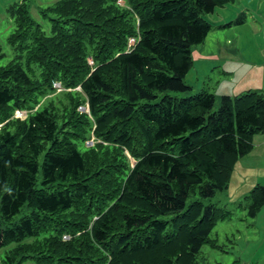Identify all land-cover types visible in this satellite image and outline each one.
<instances>
[{"label":"trees","instance_id":"1","mask_svg":"<svg viewBox=\"0 0 264 264\" xmlns=\"http://www.w3.org/2000/svg\"><path fill=\"white\" fill-rule=\"evenodd\" d=\"M234 1L61 0L42 13L50 34L24 2L10 7L20 55L0 64V249L16 246L4 264H198L229 213L188 200L228 190L264 133V94L221 96L217 110L205 90L155 99L193 91V48L213 29L203 15ZM246 199L255 218L264 186Z\"/></svg>","mask_w":264,"mask_h":264},{"label":"rangeland","instance_id":"2","mask_svg":"<svg viewBox=\"0 0 264 264\" xmlns=\"http://www.w3.org/2000/svg\"><path fill=\"white\" fill-rule=\"evenodd\" d=\"M59 1L61 0H0L1 65L8 64L20 55L14 44L10 42V38L16 30V17L10 13V7L24 2L34 21L50 34V21L42 13ZM120 3L124 4V2ZM203 17L212 24L213 29L204 44L196 45L193 48L194 64L186 77V83L193 87V91L190 93L158 92V98L155 101H159L168 94L182 98L205 90L217 96L214 108L217 110L220 105V97L223 96L218 94H222V92H230L227 95L231 96L249 90L260 91L264 94V0H235L233 3L217 8L212 14H204ZM239 19L243 23L223 27ZM203 52L222 54V56L232 55L236 58L229 59L228 65L223 63L224 65H220L221 67L210 68L206 67L205 61H201L203 59L197 55V53ZM225 66L228 68L232 66L233 73L231 75L225 74ZM200 71L205 74V77L198 76ZM55 87L59 91L64 90L60 84H56ZM232 88H236V90ZM80 110L87 111V108L81 107ZM26 117L27 111L18 110L14 114V118L25 119ZM87 145H94V139L90 140ZM40 162H42V157ZM135 163V160L132 159V165ZM41 180L42 172L38 175V185ZM251 190L247 191V195ZM231 194L225 190L217 192L210 199L192 196L188 200V204L194 200H201L205 206H214L219 212L229 213L225 218L216 221L209 238L210 243L204 245L198 255V264H264V214H259L255 218L250 216L248 200L241 196L246 194L242 187H240V191H232ZM31 211L29 206H24L22 211L6 226L19 223ZM162 218L170 220L172 216ZM168 230H171V226ZM29 241L32 240L29 239L27 242ZM15 246L16 243H13L0 249V264H4L7 254Z\"/></svg>","mask_w":264,"mask_h":264},{"label":"crops","instance_id":"3","mask_svg":"<svg viewBox=\"0 0 264 264\" xmlns=\"http://www.w3.org/2000/svg\"><path fill=\"white\" fill-rule=\"evenodd\" d=\"M197 55L203 59L201 61H205L206 67H210V68L212 67L218 68V67H221L220 65H224V64L228 65L229 59L236 58L235 56H232V55L222 56V54L221 55L220 54H206L205 52L197 53ZM229 68L225 66V69H226L225 74L231 75L233 73L232 72L233 68L232 66H229ZM204 75L205 74H203V72L201 71L198 73V76H200V78L205 77ZM232 89L236 90V88H232ZM229 93L230 92H222V94H218V95L224 96ZM234 173H235V177L233 178ZM232 178H231L232 180H230V185L228 188L230 195H232L231 194L232 191L233 192L240 191V187H242L246 194L245 196L243 194L241 196L247 197L248 196L247 191H250L257 185L264 186V133L258 134L254 137L253 151L249 155L241 158L237 162L234 172L232 174ZM248 204H250V200H248ZM259 214H264V206L261 208V210L259 211L257 215Z\"/></svg>","mask_w":264,"mask_h":264},{"label":"built area","instance_id":"4","mask_svg":"<svg viewBox=\"0 0 264 264\" xmlns=\"http://www.w3.org/2000/svg\"><path fill=\"white\" fill-rule=\"evenodd\" d=\"M132 43H134V41L132 40Z\"/></svg>","mask_w":264,"mask_h":264}]
</instances>
